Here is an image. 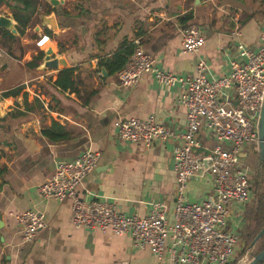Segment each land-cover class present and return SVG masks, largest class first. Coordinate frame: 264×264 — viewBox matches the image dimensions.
Instances as JSON below:
<instances>
[{"label":"crops","instance_id":"0c3cea01","mask_svg":"<svg viewBox=\"0 0 264 264\" xmlns=\"http://www.w3.org/2000/svg\"><path fill=\"white\" fill-rule=\"evenodd\" d=\"M33 2L36 11L24 33L19 32L11 8L0 5V17L11 21L10 27L0 25V264H171L168 254L159 260L150 250L135 248L130 235L75 228L72 200L43 198L39 186L53 175L58 161L73 160L93 148L101 151L102 158L79 186L82 196L91 190L109 197L121 211L140 216L149 213L152 202L164 201L171 223L177 187L172 169L174 143L158 140L145 147L121 140L114 123L153 114L159 123L184 130L181 86H162L148 73L135 85L123 87L118 71H110L100 61L113 57L125 43V49L130 46L132 51L128 62L140 39L163 70L192 75L204 61L206 75L218 77L230 71L232 60H241L240 43L252 48L259 45L264 0ZM51 14L57 23L52 31L40 18ZM190 24L199 25L206 39L197 53L182 51L181 32ZM48 31L52 42L45 49L37 47L39 35ZM49 49L66 64L44 69L43 58L32 67L39 52L46 54ZM64 68H74L81 95L56 84ZM54 122L61 127L53 129ZM52 129L66 137L52 140L44 133ZM201 137L211 145L204 131ZM242 154L248 157L245 151ZM212 190L211 182L193 179L187 198L200 201ZM31 209L41 212L49 227L27 243L11 213ZM254 209L256 205L248 206L245 215L230 218V226L240 227L243 237L246 217Z\"/></svg>","mask_w":264,"mask_h":264},{"label":"built area","instance_id":"2783aa9c","mask_svg":"<svg viewBox=\"0 0 264 264\" xmlns=\"http://www.w3.org/2000/svg\"><path fill=\"white\" fill-rule=\"evenodd\" d=\"M183 53H197L205 45L202 28L190 24L182 29ZM48 33L39 35L36 45L45 49L52 42ZM130 60L117 73L123 87L135 85L148 73L165 87L180 85L179 102L186 109V127L176 130L159 123L155 115L146 119L125 117L115 121L119 139L151 147L155 141L173 142L172 169L177 175L176 206L170 223L168 205L152 202L145 216L128 214L109 197L91 190L79 192L85 178L102 158L100 150L89 148L73 160L58 161L53 175L39 186L43 198L72 200L73 225L77 229L111 231L130 235L137 249H148L159 260L168 254L171 264H233L240 251V227L230 218L245 215L254 206L255 172L240 164V155L250 145L259 146V120L264 104V30L256 48L238 45L241 60L231 61L230 71L208 77L204 61L196 74L177 75L163 70L135 41ZM204 131L211 145L201 137ZM205 179L212 192L202 200L187 198L189 182ZM230 211H232L230 213ZM24 242H32L49 227L37 210L12 212ZM238 227V228H237Z\"/></svg>","mask_w":264,"mask_h":264},{"label":"trees","instance_id":"16d2710c","mask_svg":"<svg viewBox=\"0 0 264 264\" xmlns=\"http://www.w3.org/2000/svg\"><path fill=\"white\" fill-rule=\"evenodd\" d=\"M16 4H11L6 0H0V5L3 3H6L12 10L14 19L18 22V30L20 33L25 32V28L27 27L28 23L32 20V16L34 12L36 11L34 7V2L33 0H17ZM191 17V16H188ZM48 33L52 36V32L48 31ZM14 36V35H12ZM128 47V46H127ZM130 46L125 49V43L122 44V48L116 53H114L113 57L110 59H107L105 61H100V65L106 66L107 69H109L112 72H117L120 69H122L126 63L128 56L132 53L130 51ZM45 56V53L43 51H40L39 54L36 57V61L33 63H30L31 66L36 67L39 65V62L43 60ZM74 68H64L59 71L58 73V78L56 80V84L61 87L64 90L70 89L71 91H76L79 95H81L80 90L78 89L77 84L75 83L74 79ZM7 94V93H6ZM5 96V93H4ZM83 103H86L87 100L82 97ZM54 128L57 129L58 127H61V125L57 122H54ZM45 130L44 133L48 137H50L52 140H59L63 139L66 136L60 135L55 133V130ZM255 182L254 186L256 188V213L258 216V223L261 225V227H264V161L263 162H258V171L255 176ZM254 205V206H255ZM264 248V247H263ZM262 264V263H259Z\"/></svg>","mask_w":264,"mask_h":264},{"label":"rangeland","instance_id":"374dc122","mask_svg":"<svg viewBox=\"0 0 264 264\" xmlns=\"http://www.w3.org/2000/svg\"><path fill=\"white\" fill-rule=\"evenodd\" d=\"M245 152L248 153V157H246V155L244 154H241L240 164L245 167H250L255 172V174H257L259 162V146L257 147L255 144L250 145L246 148ZM250 209L252 210V208ZM231 212L232 211H230V213ZM246 218L247 223L246 229L244 230V237L242 239V244L240 245V251L237 253L235 263L233 264H248L264 247V235L255 244L252 243L254 238L263 228L258 223V216L256 211H254L252 215H249ZM262 264H264V261L262 262Z\"/></svg>","mask_w":264,"mask_h":264},{"label":"water","instance_id":"95a60500","mask_svg":"<svg viewBox=\"0 0 264 264\" xmlns=\"http://www.w3.org/2000/svg\"><path fill=\"white\" fill-rule=\"evenodd\" d=\"M52 4L57 5L59 3V0H49ZM41 21L44 26L48 27L49 30H56L57 29V23L55 19V15H41L40 16ZM11 21L10 19L6 18L5 16L0 17V25L10 27ZM64 59H59L57 57H54V52L52 49H49L46 51V54L44 56V62L42 67L44 69L51 68V69H57L59 65H65ZM103 74L106 75V71L103 68L102 69ZM2 98L0 96V117L3 115L2 106H1ZM259 160L260 162L264 161V104L261 111V116L259 120ZM264 235V227L261 229V231L257 234V236L253 240V244H255L262 236ZM264 261V248L257 253V255L248 263V264H259Z\"/></svg>","mask_w":264,"mask_h":264}]
</instances>
